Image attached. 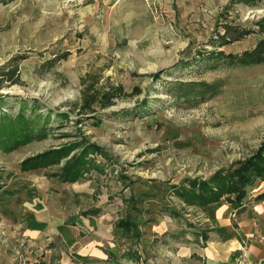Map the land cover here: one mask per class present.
Here are the masks:
<instances>
[{"label": "rangeland", "instance_id": "374dc122", "mask_svg": "<svg viewBox=\"0 0 264 264\" xmlns=\"http://www.w3.org/2000/svg\"><path fill=\"white\" fill-rule=\"evenodd\" d=\"M261 21L264 0H0V65L16 63L0 86V264H59L67 250L59 234L33 243L24 206L35 199L81 222L76 235L105 254L68 253L82 264H205L195 249L210 243L209 210L224 200L188 204L175 187L264 139V63L224 55L251 46ZM224 22L253 31L220 43ZM91 82L122 90L82 118ZM20 113L33 137L12 143ZM74 141L58 162L19 166ZM89 141L104 152L91 154L100 171L73 181L52 174ZM121 217L134 226L118 228Z\"/></svg>", "mask_w": 264, "mask_h": 264}, {"label": "trees", "instance_id": "16d2710c", "mask_svg": "<svg viewBox=\"0 0 264 264\" xmlns=\"http://www.w3.org/2000/svg\"><path fill=\"white\" fill-rule=\"evenodd\" d=\"M259 31L264 33V21L258 23ZM222 30L215 32L214 38L220 43H228L232 40L239 39L245 36L248 32L253 31L252 27H242L229 22L221 24ZM255 42L237 53L228 52L224 54L226 57L235 59L240 63H264V34H261L254 40ZM16 70V63L7 67V64L0 65V86L4 79H11L13 72ZM121 84L111 85L109 88L102 91L93 86L92 82L81 89L82 97L79 101L77 110L78 116L82 118L96 117L95 111L97 107H105L113 102V98L117 96L121 91ZM119 95V94H118ZM67 115L66 113L59 112L56 116L57 119ZM3 123L4 120H1ZM16 121L20 124V129L17 132L16 140L12 143L18 142L20 139L26 140L33 136L30 135L26 129V123L24 122L22 113L16 116ZM48 127L38 129L39 135L44 134V131ZM37 135V134H36ZM6 139V138H5ZM72 146L68 144L60 145V147L49 148L44 152L33 154L20 161L21 169H31L46 166L48 163L58 162L60 157L66 155L70 149L77 144V141L70 142ZM10 145V144H9ZM90 153V154H89ZM104 154L103 150L94 142H86L80 152L72 154L68 158L64 159L60 164L57 171L52 172L60 180H76L83 174L88 172L91 168L96 171H100L101 165L95 163V159L91 154ZM89 154V157H88ZM261 181L264 184V139L260 142V145L248 156L241 159H236L233 163L227 167H222L211 173L208 178L193 177L189 179L188 184L179 183L175 187L176 193L180 195L182 200L188 204H197L200 206L208 205V203H218L221 200L230 203L237 208L244 206L242 203L245 199L248 186H252L253 183ZM264 197V190L255 194L253 198ZM117 227L123 230H129L134 226V222L128 220L126 217L117 219ZM134 231V230H133ZM206 237V233H203ZM206 264V263H205Z\"/></svg>", "mask_w": 264, "mask_h": 264}, {"label": "crops", "instance_id": "0c3cea01", "mask_svg": "<svg viewBox=\"0 0 264 264\" xmlns=\"http://www.w3.org/2000/svg\"><path fill=\"white\" fill-rule=\"evenodd\" d=\"M248 188L251 192H247L242 202L243 207L233 208V205L223 201L213 207L218 208L216 212L209 210V218L214 223L211 226L210 243L195 249L204 259V263L264 264V197L253 198L264 190V184L257 181ZM24 209L27 230L33 236L36 246H43L53 240L54 234H59L64 240L67 250H63L59 264H82L79 262L82 260H74L69 256L72 251L105 258L100 249L91 248L87 237L76 235L83 225L81 222L78 221L77 226L63 222V216H55V213L51 212L50 204L46 205L45 200L35 199L31 204L24 206Z\"/></svg>", "mask_w": 264, "mask_h": 264}]
</instances>
